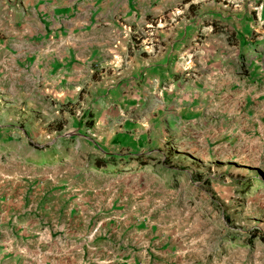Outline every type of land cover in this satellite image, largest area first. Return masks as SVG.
<instances>
[{"label": "rangeland", "instance_id": "rangeland-1", "mask_svg": "<svg viewBox=\"0 0 264 264\" xmlns=\"http://www.w3.org/2000/svg\"><path fill=\"white\" fill-rule=\"evenodd\" d=\"M177 1L162 21L180 16ZM35 2L0 0V212L86 232L136 218L162 231L181 264H264V92L249 74L237 81L243 62H229L224 90L161 83L149 104L164 122L147 125L143 140L107 145L70 133L67 122L80 114L53 106L52 86L30 74L48 37ZM147 100L134 116L148 115ZM134 157L146 166L128 165ZM96 158L117 165L96 170ZM72 214L82 217H62Z\"/></svg>", "mask_w": 264, "mask_h": 264}, {"label": "crops", "instance_id": "crops-1", "mask_svg": "<svg viewBox=\"0 0 264 264\" xmlns=\"http://www.w3.org/2000/svg\"><path fill=\"white\" fill-rule=\"evenodd\" d=\"M171 3L36 0L42 17L37 24L48 37L37 49L43 55L29 59L34 67L29 71L52 86L45 95L53 106L80 114L67 122L70 133L80 131L107 145L143 140L147 125L165 119L150 110L157 86L224 90L234 60L246 71L237 81L249 74L251 84L264 92V0H178L180 16L169 24L162 20L176 9ZM149 24L156 28L153 41L145 35ZM145 99L148 115L134 116ZM164 243L162 231L136 218L86 232L79 224L0 212V264H181Z\"/></svg>", "mask_w": 264, "mask_h": 264}, {"label": "trees", "instance_id": "trees-1", "mask_svg": "<svg viewBox=\"0 0 264 264\" xmlns=\"http://www.w3.org/2000/svg\"><path fill=\"white\" fill-rule=\"evenodd\" d=\"M188 1L190 0H182V3L181 4H185L187 3ZM214 29H212L213 31ZM60 129V128H59ZM112 163H114L115 165H112ZM130 163H135L137 164V166L139 167H145L146 166V163L147 161L145 160V157H134L131 162L128 163V165ZM110 164L112 167L116 166L117 165V162L113 159V158H110V159H102V158H96L94 159L93 161V166L94 168L97 170H103L105 168L106 165ZM131 165V164H130ZM207 186V184H206Z\"/></svg>", "mask_w": 264, "mask_h": 264}, {"label": "built area", "instance_id": "built-area-1", "mask_svg": "<svg viewBox=\"0 0 264 264\" xmlns=\"http://www.w3.org/2000/svg\"><path fill=\"white\" fill-rule=\"evenodd\" d=\"M176 12H178V11H176ZM125 30L127 32H129V28H125ZM153 34L154 33H153V27H152V25L151 24L146 25V27H145V35H146V38H148L149 40H152L151 38L153 37Z\"/></svg>", "mask_w": 264, "mask_h": 264}]
</instances>
